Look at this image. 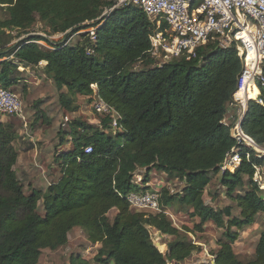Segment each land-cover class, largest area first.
<instances>
[{
  "label": "trees",
  "instance_id": "16d2710c",
  "mask_svg": "<svg viewBox=\"0 0 264 264\" xmlns=\"http://www.w3.org/2000/svg\"><path fill=\"white\" fill-rule=\"evenodd\" d=\"M117 1L0 0V87L12 90L20 80L18 67L40 66L60 91L65 113L76 112L83 96L100 99L119 116L113 127L111 113H97L98 124L64 114L59 146H71L56 156L60 175L46 191L29 193L14 169V142L21 135L12 119L19 118H0V264H38L44 249L65 246L76 227L87 241L100 244L92 258L97 264H179L200 249L188 234L203 232L207 222L223 230L211 249L212 264H264V230L251 258L241 260L233 249L241 229L258 215L264 221L263 192L252 180L264 156L244 148L250 156L242 154L234 171L219 168L236 144L230 128L239 112L230 114L237 109L230 103L243 68L236 46L221 48L210 40L194 57L161 62L150 52L154 23L136 5ZM37 22L48 35L63 36L55 41L28 34ZM10 31L26 36L11 44ZM75 34L79 39L70 44ZM258 88L261 102L248 101L241 128L264 148V85ZM252 92L256 97L258 90ZM88 145L92 151L85 153ZM139 170L144 172L137 184ZM152 170L183 185L178 192L166 186L156 190L159 211L134 210L127 195L154 191ZM219 172L224 196L239 210L236 216L232 206L216 208L203 197ZM41 199L44 215L37 211ZM175 205L198 219L192 229L173 225L166 209ZM150 229L171 238L165 252L154 244ZM68 264L91 260L72 254Z\"/></svg>",
  "mask_w": 264,
  "mask_h": 264
},
{
  "label": "rangeland",
  "instance_id": "374dc122",
  "mask_svg": "<svg viewBox=\"0 0 264 264\" xmlns=\"http://www.w3.org/2000/svg\"><path fill=\"white\" fill-rule=\"evenodd\" d=\"M47 30L42 23L37 22L27 30V33L45 36L55 41L63 36V34L48 35ZM10 36H12V44L25 37L26 34L10 31ZM78 36L79 34H75L70 37L69 43H75L79 39ZM40 44L46 46L44 42H40ZM44 46L42 47L44 48ZM136 66L140 68L141 64L137 63ZM18 72L17 76L20 80L10 88L17 92L21 98L25 119H12L17 123L18 132L21 135L14 143L17 150L21 149L20 151L26 154L20 157L15 171L18 179L23 183L25 193H29L32 188L46 191V187L56 181L60 175V165L55 161L56 156L60 151H66L70 148L65 144L59 146L60 137L64 136L62 130L64 114L69 115L71 119L79 118L92 124H98L100 118L92 108V100L89 101V98L83 96H78L79 109L76 112L65 113L58 102L60 91L45 76L40 66L28 68L20 66ZM62 91L66 90L62 89ZM1 117L7 116L0 114ZM24 123L26 125H23ZM27 167L29 168L27 169ZM143 172V170H139L135 173L134 179L137 184L141 183ZM219 175L220 172L212 177L203 197L208 204L216 208L226 205L232 206V214L236 216L239 210L233 202L224 196L223 189L218 183ZM149 177V186L155 189L166 186L172 191L178 192L183 185L182 182L162 171L152 170ZM213 195L214 199L211 200L210 197ZM38 204L37 211L40 215H44L42 199ZM166 214L173 225L178 228L187 226L192 229L194 224L198 222L197 218L189 217L188 213L177 205L167 208ZM112 215L113 212L109 213L110 217ZM263 230L264 221L261 215H258L251 225L239 231L238 239L233 244L234 252L239 259L247 260L252 257L256 242ZM222 232V229L215 227L211 222L205 224L203 232H190L189 238L198 244L200 249L179 264H212L211 249L214 248V243L221 237ZM150 233L154 244L161 252H165V243L171 238L162 236L152 229H150ZM68 236L69 240L65 246L56 250L44 249L38 264H68V259L72 254L91 260V264H97L92 258L100 244H92L87 241L85 234L77 227L73 228Z\"/></svg>",
  "mask_w": 264,
  "mask_h": 264
},
{
  "label": "built area",
  "instance_id": "2783aa9c",
  "mask_svg": "<svg viewBox=\"0 0 264 264\" xmlns=\"http://www.w3.org/2000/svg\"><path fill=\"white\" fill-rule=\"evenodd\" d=\"M130 3L141 9L154 23V31L150 35V52L161 62L178 56L194 57L196 49L210 40H217L221 48L233 44L236 46L243 61L237 89L230 103L239 112L230 128V136L236 144L228 151L219 168L221 172L234 171L241 162L242 154L246 159L250 156L247 151L243 152L244 148H251L257 157H263L264 148L243 132L241 121L248 101L261 102L258 85H264V0L117 1L120 6ZM93 33L91 31L92 36ZM253 88L258 90L254 98L250 96ZM92 108L96 113H111L112 126L116 127L119 116L107 104L95 98ZM0 114L25 119L21 98L16 92L4 87H0ZM91 151L90 145L84 148L85 153ZM252 180L264 196V160L254 166ZM156 190L129 193L127 200L130 207L138 211H159V195Z\"/></svg>",
  "mask_w": 264,
  "mask_h": 264
},
{
  "label": "crops",
  "instance_id": "0c3cea01",
  "mask_svg": "<svg viewBox=\"0 0 264 264\" xmlns=\"http://www.w3.org/2000/svg\"><path fill=\"white\" fill-rule=\"evenodd\" d=\"M230 114H233V115H235V114H238V110L237 109H230ZM7 118L6 117H1V120H6ZM20 134V133H19ZM71 145L70 144H67V147H70ZM21 149H19V150H17V152H18V157H17V162H16V164H15V166H14V169H16V167H17V165L19 164V160H20V157H22L24 154H26V153H24V152H22V151H20ZM18 163V164H17ZM36 166V165H35ZM29 167H27V169H28ZM38 168H40V166L38 165ZM157 232V231H156ZM68 238H69V236H68Z\"/></svg>",
  "mask_w": 264,
  "mask_h": 264
},
{
  "label": "bare ground",
  "instance_id": "6f19581e",
  "mask_svg": "<svg viewBox=\"0 0 264 264\" xmlns=\"http://www.w3.org/2000/svg\"><path fill=\"white\" fill-rule=\"evenodd\" d=\"M250 96H251L252 98H254V97H255V96H254V94H253V92H251Z\"/></svg>",
  "mask_w": 264,
  "mask_h": 264
}]
</instances>
